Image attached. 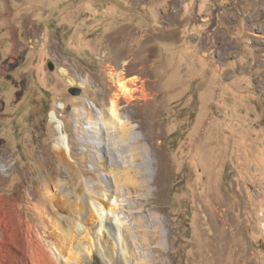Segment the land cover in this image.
I'll use <instances>...</instances> for the list:
<instances>
[{
  "label": "rangeland",
  "instance_id": "rangeland-1",
  "mask_svg": "<svg viewBox=\"0 0 264 264\" xmlns=\"http://www.w3.org/2000/svg\"><path fill=\"white\" fill-rule=\"evenodd\" d=\"M4 153L6 199L78 170L165 264H264V0H0Z\"/></svg>",
  "mask_w": 264,
  "mask_h": 264
},
{
  "label": "bare ground",
  "instance_id": "bare-ground-1",
  "mask_svg": "<svg viewBox=\"0 0 264 264\" xmlns=\"http://www.w3.org/2000/svg\"><path fill=\"white\" fill-rule=\"evenodd\" d=\"M120 83L122 81L119 82L118 92L127 91L126 83ZM116 102L117 97L115 96L112 112H116L118 109ZM94 109L97 108L94 107ZM96 111L99 113L98 117L103 118V112L98 109ZM113 116L119 120L121 125L124 119L122 120L120 117V120L116 113ZM49 117L58 132L55 147L62 158L61 150L65 148L71 151V148L66 145V135L63 132L58 113L52 111ZM116 121L115 123H117ZM126 121L124 120V122ZM96 124L97 121L91 122L93 130L97 129ZM110 125L112 126V124ZM97 143L102 144L103 142ZM5 155V153L0 154V185L7 181L3 173L7 175L8 171L16 172V163L12 164V159H9L8 164L4 165ZM8 166H10L9 169ZM69 174L73 181V184L69 182L71 186L68 182H61L62 175L60 173L56 177L59 178V182L55 186H59L60 195L46 193L51 186L50 175H46L43 184L45 193L35 195L32 189H25L24 194L19 197L14 196L6 199L0 196V264H84L86 260L84 254L91 256L99 246L103 247V249L100 247V254H103L107 264H114V258L117 257H123L122 260L124 259L125 264H132V259L140 261L137 264H165L166 261L164 262L165 258L162 254L164 240L151 248L150 242L152 240L155 242L158 236L156 234L151 236L150 232L143 230L139 231L137 235L140 242L137 243L134 234L129 235L126 232L125 226L129 227L125 224L126 222H123L119 214L115 215L111 209L114 198L111 199L112 196L107 194L106 184H103L104 187L101 184L105 191V200L102 198L100 200V196H91L89 205L78 186L81 177H83L81 172L78 170L69 171ZM68 185L69 188H67ZM57 194L59 193L57 192ZM120 205L123 207L122 201ZM88 212H91L89 217ZM92 216L95 218L92 219ZM98 221L99 227L94 230V224ZM134 225L139 229L146 228L143 221H138ZM104 238L108 239L107 241H110L112 246L106 245L107 243L105 244L103 241ZM139 244L146 253H142ZM133 246L135 249L132 248ZM147 258H151L150 263L149 259L146 263Z\"/></svg>",
  "mask_w": 264,
  "mask_h": 264
},
{
  "label": "water",
  "instance_id": "water-1",
  "mask_svg": "<svg viewBox=\"0 0 264 264\" xmlns=\"http://www.w3.org/2000/svg\"><path fill=\"white\" fill-rule=\"evenodd\" d=\"M54 68H55L54 63L50 62V63H49V69H50L51 71H53ZM74 91H75V92H79V90H77V89H75Z\"/></svg>",
  "mask_w": 264,
  "mask_h": 264
}]
</instances>
